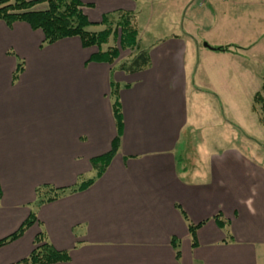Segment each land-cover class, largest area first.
<instances>
[{
  "label": "crops",
  "instance_id": "1",
  "mask_svg": "<svg viewBox=\"0 0 264 264\" xmlns=\"http://www.w3.org/2000/svg\"><path fill=\"white\" fill-rule=\"evenodd\" d=\"M80 1L95 30L104 28L107 13H134L141 44L151 3L159 0ZM241 1L163 0L175 7V30L142 47L151 63L136 73L118 69L131 50L114 64L93 61L98 48L84 47L77 36L44 44L43 31L28 22L0 20V240L31 212L37 216L20 238L0 247V264L27 258L40 232L69 253L68 261L51 264H257L256 243L264 239L262 160L233 146L203 145L201 166L182 164L189 94L201 91L193 46L197 7L208 3L216 30ZM20 62L24 69L14 79ZM112 80L122 127L106 171L85 190L37 205L38 187L92 178V159L112 149L119 133ZM189 223L201 224L195 248Z\"/></svg>",
  "mask_w": 264,
  "mask_h": 264
},
{
  "label": "rangeland",
  "instance_id": "2",
  "mask_svg": "<svg viewBox=\"0 0 264 264\" xmlns=\"http://www.w3.org/2000/svg\"><path fill=\"white\" fill-rule=\"evenodd\" d=\"M162 1L150 2L151 25L141 39L142 47L155 41L152 36L175 30V25L170 28L175 7L166 8ZM240 4L229 8L216 30L208 3L197 7L201 18L195 24L193 46L195 63L201 65L195 80L201 91L189 94V123L182 136L183 165L201 166L205 156L198 149L203 145L233 146L264 163V122L260 105L254 106V96L264 81V0H243ZM90 29L98 28L93 25ZM113 42L119 45L120 40ZM256 257L257 264H264V239L256 243Z\"/></svg>",
  "mask_w": 264,
  "mask_h": 264
},
{
  "label": "trees",
  "instance_id": "3",
  "mask_svg": "<svg viewBox=\"0 0 264 264\" xmlns=\"http://www.w3.org/2000/svg\"><path fill=\"white\" fill-rule=\"evenodd\" d=\"M46 5L38 9L40 5ZM83 3L80 0H0V20L9 26L16 21H26L33 29L43 31L44 44H52L67 37L77 36L84 47L96 46L98 51L91 56V60L114 64L120 55V50L130 49L135 53L130 59L121 61L118 69L127 73H136L147 68L150 63V55L147 49H143L139 42V28L134 13L118 10L103 15L101 24L103 29L91 30L93 24L83 11ZM120 40L119 45L114 43ZM113 42V43H112ZM107 46V47H104ZM105 48V49H104ZM24 62H20L13 78L16 79L24 69ZM111 99L114 115L117 121L118 136L114 139L112 149L104 155L92 159L95 176L89 179H79L77 184L71 187L56 188L44 185L37 188V205L55 201L67 194L87 189L107 169L110 161L118 150L122 127V109L119 98V86L112 80ZM260 105V115L264 122V81L261 91L254 96V106ZM2 189L0 186V200ZM220 227H225L221 215L215 217ZM37 221L35 212H31L29 218L12 234L0 240V247L20 238L27 229ZM189 231L192 239V247L198 245L197 230L201 224L189 223ZM172 246L176 251L177 259L181 257L180 242L176 237L172 238ZM67 251L57 250L47 239L44 232H40L35 238V248L25 259L16 264H51L66 262L69 260Z\"/></svg>",
  "mask_w": 264,
  "mask_h": 264
}]
</instances>
